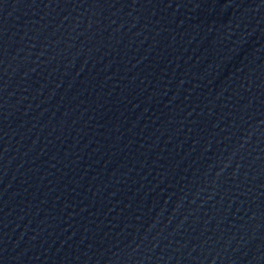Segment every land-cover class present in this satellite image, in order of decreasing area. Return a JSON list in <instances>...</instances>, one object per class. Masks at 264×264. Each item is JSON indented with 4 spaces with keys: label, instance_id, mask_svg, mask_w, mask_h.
I'll list each match as a JSON object with an SVG mask.
<instances>
[{
    "label": "water",
    "instance_id": "95a60500",
    "mask_svg": "<svg viewBox=\"0 0 264 264\" xmlns=\"http://www.w3.org/2000/svg\"><path fill=\"white\" fill-rule=\"evenodd\" d=\"M0 264H264V0H0Z\"/></svg>",
    "mask_w": 264,
    "mask_h": 264
}]
</instances>
